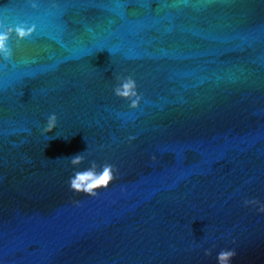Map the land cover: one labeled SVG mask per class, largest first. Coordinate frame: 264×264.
I'll return each mask as SVG.
<instances>
[{
	"label": "water",
	"instance_id": "1",
	"mask_svg": "<svg viewBox=\"0 0 264 264\" xmlns=\"http://www.w3.org/2000/svg\"><path fill=\"white\" fill-rule=\"evenodd\" d=\"M0 34V264H264V0H0Z\"/></svg>",
	"mask_w": 264,
	"mask_h": 264
},
{
	"label": "clouds",
	"instance_id": "2",
	"mask_svg": "<svg viewBox=\"0 0 264 264\" xmlns=\"http://www.w3.org/2000/svg\"><path fill=\"white\" fill-rule=\"evenodd\" d=\"M11 31V29H9ZM24 33L21 31L20 33ZM4 36L0 34V48H3ZM134 88V81L129 77L119 81L114 86V93L116 95L128 96L130 90ZM57 116L56 113H50L46 118L45 131H50L56 125ZM82 154H76L72 156L69 160L70 164L76 165L83 159ZM111 165H106L103 170L96 173L94 169H86L83 171H76L74 175L69 178V187L75 191H83L88 194H95V189L101 187H107L109 181L112 179ZM207 251V250H205ZM235 255L234 250H224L222 249L217 253L218 264H230L231 257Z\"/></svg>",
	"mask_w": 264,
	"mask_h": 264
}]
</instances>
